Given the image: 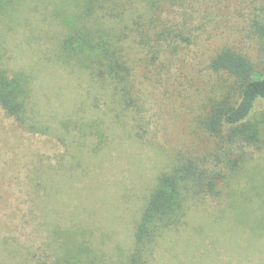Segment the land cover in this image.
I'll list each match as a JSON object with an SVG mask.
<instances>
[{"label":"rangeland","instance_id":"374dc122","mask_svg":"<svg viewBox=\"0 0 264 264\" xmlns=\"http://www.w3.org/2000/svg\"><path fill=\"white\" fill-rule=\"evenodd\" d=\"M172 13L182 36L139 67V106L116 119L86 73L42 61L50 43L28 37L54 26L39 13L31 12L33 28L9 34L7 67L35 76L32 116L49 132L28 130L0 106V264H59L71 241L88 248L87 261L126 264L158 176L179 155L212 156L215 142L198 124L220 84L209 63L223 47L256 56L251 21L264 15V0H186ZM63 121L97 122L104 142ZM247 151L249 172L264 170V147ZM232 178L160 239L149 264H264V229L240 225V202L232 201L247 177Z\"/></svg>","mask_w":264,"mask_h":264},{"label":"trees","instance_id":"16d2710c","mask_svg":"<svg viewBox=\"0 0 264 264\" xmlns=\"http://www.w3.org/2000/svg\"><path fill=\"white\" fill-rule=\"evenodd\" d=\"M185 1L0 0V106L28 130L49 132L32 116L35 76L25 69L11 73L7 67L8 36L18 27H32L30 15L35 11L48 27L54 26L51 33L35 27L28 37L50 43L40 50L42 61L86 73L92 86L108 96L115 119L121 117V112L139 106L135 83L139 67L150 56L156 60L161 50L182 36L170 18ZM251 29L258 46L255 57L223 47L209 63L220 84L198 124L215 142L211 158L179 155L158 176L135 226L126 264H149L160 239L183 227L197 203L219 197L225 184L230 188V179L239 172L240 179L247 177L240 199L236 193L232 198L234 207L240 202V225L255 221L259 230L264 229V179L257 181L264 170L256 168L252 174L246 165L247 148L264 147V15L251 21ZM62 124L85 128L99 137L100 144L104 142L97 122ZM254 201L260 207L253 208ZM89 253L71 241L59 264H96L83 259Z\"/></svg>","mask_w":264,"mask_h":264}]
</instances>
